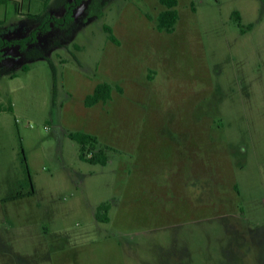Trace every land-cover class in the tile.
<instances>
[{
  "label": "rangeland",
  "instance_id": "374dc122",
  "mask_svg": "<svg viewBox=\"0 0 264 264\" xmlns=\"http://www.w3.org/2000/svg\"><path fill=\"white\" fill-rule=\"evenodd\" d=\"M19 1L0 36L36 31L0 58V264H264L261 1L179 0L173 32L160 0H82L61 22L75 0ZM100 81L112 97L87 106Z\"/></svg>",
  "mask_w": 264,
  "mask_h": 264
},
{
  "label": "trees",
  "instance_id": "16d2710c",
  "mask_svg": "<svg viewBox=\"0 0 264 264\" xmlns=\"http://www.w3.org/2000/svg\"><path fill=\"white\" fill-rule=\"evenodd\" d=\"M12 0H0V2H9ZM82 0H75L74 3L69 4L66 8L65 15L63 17H56L53 18L54 21L61 22L64 19H67L72 16L73 13V8L74 5H78ZM262 7L264 8V0H260ZM161 4L164 5V8L159 11L157 17H156V27L160 31H166V32H173L176 29V25L178 23V20L180 18L179 11L177 9L179 0H160ZM13 3L15 5V8L17 11H20V1L18 0H13ZM28 15L31 17H38L42 19V14H33L28 12ZM233 15L237 21H241V15L238 10H235L233 12ZM51 18V17H50ZM252 27V24L249 25V28ZM105 31L108 32L109 38L116 42L119 43V39L114 33L113 28L105 24L104 25ZM36 30L33 31L32 34L23 37V38H5L0 36V58H3L4 55H6V52H3L4 48L8 45H12L13 43L19 44L21 50H26L29 41L32 42L33 38L32 36L34 35ZM23 54V53H22ZM24 68H26L24 66ZM118 87V86H117ZM113 84L108 82V81H100L96 84L94 87L92 93L88 94L85 97V104L87 106L94 105L98 102H105L109 100L112 97V91H113ZM120 90L122 89L120 86L118 87ZM6 107L5 105L0 103V111L4 110ZM11 108V106L9 107ZM70 137L72 139H75L76 141L79 142L80 144V157L88 162H93V163H103L105 164L108 160L107 155L105 154V150L103 147H100L94 151L91 150V154L88 153V148L90 149H95L97 148V144L99 142L98 137L95 134H91L88 132L84 131H71L69 133ZM23 151V162L26 165V169L29 172V167L27 163V157L25 155L24 149ZM109 207V203H103L99 206L100 212H99V218L101 220H107L108 216L105 214H101V210L107 211Z\"/></svg>",
  "mask_w": 264,
  "mask_h": 264
},
{
  "label": "crops",
  "instance_id": "0c3cea01",
  "mask_svg": "<svg viewBox=\"0 0 264 264\" xmlns=\"http://www.w3.org/2000/svg\"><path fill=\"white\" fill-rule=\"evenodd\" d=\"M19 1V0H18ZM0 8L3 9V18H0V24H3V21H7V12H8V9H7V2H0ZM16 10V8H15Z\"/></svg>",
  "mask_w": 264,
  "mask_h": 264
}]
</instances>
